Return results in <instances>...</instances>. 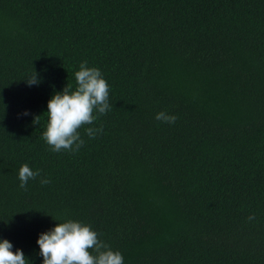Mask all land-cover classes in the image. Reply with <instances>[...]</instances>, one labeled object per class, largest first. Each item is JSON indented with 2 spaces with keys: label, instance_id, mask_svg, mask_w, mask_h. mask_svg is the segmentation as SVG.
Segmentation results:
<instances>
[{
  "label": "trees",
  "instance_id": "1",
  "mask_svg": "<svg viewBox=\"0 0 264 264\" xmlns=\"http://www.w3.org/2000/svg\"><path fill=\"white\" fill-rule=\"evenodd\" d=\"M84 61L111 109L54 152L47 104ZM68 220L124 264H264V0H0V241L43 264Z\"/></svg>",
  "mask_w": 264,
  "mask_h": 264
},
{
  "label": "clouds",
  "instance_id": "2",
  "mask_svg": "<svg viewBox=\"0 0 264 264\" xmlns=\"http://www.w3.org/2000/svg\"><path fill=\"white\" fill-rule=\"evenodd\" d=\"M75 81V90L67 84L47 104L48 123L43 139L54 152L78 151L85 143L79 132L82 127L85 128V134L94 139L97 133L103 131L102 127L86 126L92 125L98 115H104L111 109L109 85L98 68L88 67L87 61L82 62L79 71L75 73ZM39 82L36 72L26 80L29 86ZM39 117L34 118V124L39 123ZM155 119L174 124L177 117L161 111ZM40 175V170L33 171L27 164L22 165L18 174L20 187L26 188L29 180ZM50 182L49 179H41V184ZM248 219L254 220L255 216L251 215ZM36 243L43 264H124L123 255L119 251H113L89 225L78 221L57 223L51 230L39 234ZM12 248V243L7 239L0 241V264H26L23 251L17 249L13 252Z\"/></svg>",
  "mask_w": 264,
  "mask_h": 264
}]
</instances>
